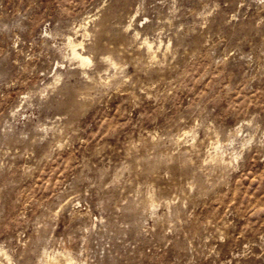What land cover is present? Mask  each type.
<instances>
[{"label": "rangeland", "instance_id": "obj_1", "mask_svg": "<svg viewBox=\"0 0 264 264\" xmlns=\"http://www.w3.org/2000/svg\"><path fill=\"white\" fill-rule=\"evenodd\" d=\"M0 264H264V0H0Z\"/></svg>", "mask_w": 264, "mask_h": 264}, {"label": "bare ground", "instance_id": "obj_2", "mask_svg": "<svg viewBox=\"0 0 264 264\" xmlns=\"http://www.w3.org/2000/svg\"><path fill=\"white\" fill-rule=\"evenodd\" d=\"M75 46L76 45H73V48H72V54H73V56L76 58H78V59H80L81 60V62H83V63H85V62H87L88 63V58L87 57H85V56H83V55H81L76 49H75ZM77 48V47H76Z\"/></svg>", "mask_w": 264, "mask_h": 264}]
</instances>
